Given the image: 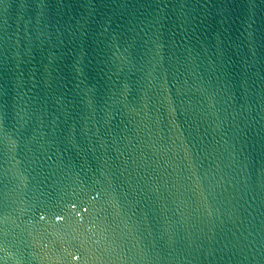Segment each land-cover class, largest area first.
I'll list each match as a JSON object with an SVG mask.
<instances>
[{"label":"water","instance_id":"95a60500","mask_svg":"<svg viewBox=\"0 0 264 264\" xmlns=\"http://www.w3.org/2000/svg\"><path fill=\"white\" fill-rule=\"evenodd\" d=\"M0 264H264V0H0Z\"/></svg>","mask_w":264,"mask_h":264}]
</instances>
